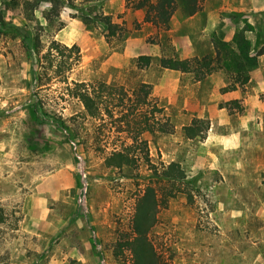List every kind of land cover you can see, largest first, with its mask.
<instances>
[{"label":"rangeland","instance_id":"obj_1","mask_svg":"<svg viewBox=\"0 0 264 264\" xmlns=\"http://www.w3.org/2000/svg\"><path fill=\"white\" fill-rule=\"evenodd\" d=\"M6 1L0 0V8ZM64 1L57 17H48L53 4L43 0L32 20L21 5L8 9L7 28L0 30V264H131V253L119 245L132 236L136 205L149 184L158 194L150 239L170 264H264V130L245 138L240 149L219 150L218 163L211 164L207 149L198 153L205 126L189 141L165 109L174 129L144 135L150 155L159 168L161 162H180L188 178L155 184L142 159L130 168L108 166L106 158L130 142V132L120 131L115 118L86 115L63 81L53 78L38 86L44 74L28 47L34 33L41 38L42 54L53 40L77 44L82 63L70 80H103L131 92L137 81L114 67L128 30L125 14H111L108 5L126 7L140 0ZM255 2L261 11L228 15L233 38L243 34L252 55L264 40V0ZM95 14L110 16L123 32L108 35L96 18L86 23L82 17ZM233 38L227 42L235 48ZM135 65L137 60H130L126 72ZM259 100L258 121L264 123V92ZM233 107L241 105L237 101ZM142 108L147 114L151 110ZM190 151L197 157L192 168Z\"/></svg>","mask_w":264,"mask_h":264},{"label":"trees","instance_id":"obj_2","mask_svg":"<svg viewBox=\"0 0 264 264\" xmlns=\"http://www.w3.org/2000/svg\"><path fill=\"white\" fill-rule=\"evenodd\" d=\"M40 0H8L0 8V30L6 29L5 14L8 9L21 5L26 17L34 18L35 9ZM53 4L48 17H57L64 0H43ZM84 2L104 3L106 0H83ZM62 3V4H61ZM183 4L188 15H194L201 9L200 0H140L136 4L129 5L134 9H147L145 21L158 28L169 29L173 13L179 4ZM70 4V2L68 3ZM86 23L96 18L109 31L108 35L122 33L119 24L112 22L108 15L95 14L94 16H82ZM233 48L230 42L217 36L213 37L216 51L214 58L206 56L193 58L181 62L183 72L192 73L196 80H204L214 71L225 68L232 80V84L226 88L236 89L237 84L245 85L249 82V71L258 65V59L264 55V40L261 41L255 54H251L250 45L241 33H236ZM42 41L38 33H34L29 50L38 58V67L42 77H38V86L48 81L58 79L67 85L72 97L77 98L85 109V114L95 119L104 117L115 118L120 131L130 132L128 141L123 142L120 150L113 151L107 158L106 164L116 168L136 166V162L143 160L152 171L155 184L184 182L188 178L185 168L180 162L172 161L168 164L160 163V168L155 164L150 155L149 139L145 134L152 136L159 133H171L174 126L171 117L164 113L165 108L159 104L157 98L150 97L146 93V84L137 82L130 92L123 85L112 84L103 80L76 81L70 80V74L82 63L81 48L77 44L71 46L53 40L46 53L42 54ZM151 57L141 56L137 58V65L145 67L150 65ZM164 68L175 69L177 61L174 58L162 60ZM232 65V66H231ZM51 72L48 76L47 72ZM127 101L131 105H127ZM142 107H149V113H145ZM35 119H40V114L35 109L31 111ZM201 125L209 128V122L203 119H195L190 126L184 127L191 137L200 136ZM133 131V132H132ZM138 152L139 154H136ZM191 197V193H187ZM158 194L156 186L147 185L145 192L140 196L133 218V233L127 240L119 245L120 249L126 248L132 257L131 264H170L150 239V233L157 222Z\"/></svg>","mask_w":264,"mask_h":264},{"label":"crops","instance_id":"obj_3","mask_svg":"<svg viewBox=\"0 0 264 264\" xmlns=\"http://www.w3.org/2000/svg\"><path fill=\"white\" fill-rule=\"evenodd\" d=\"M255 1L200 0L201 9L194 15H188L178 6L167 30L145 21L146 8L115 7L113 1L108 5L111 14H125L128 27L116 50L115 71L121 70L124 76L145 83L146 93L163 103L173 117L176 129L180 127L187 140L193 141L199 136L191 137L184 127L192 125L195 119L208 121V133L198 153H205L203 150L207 149L206 153L212 157L211 164L218 163L219 150L240 149L245 145V138L249 141L258 136L260 129L264 130L263 121H258L262 109L259 93L264 92V55L249 71V82L229 90L226 88L232 80L225 68L214 71L204 80H196L192 73L182 71L181 62L206 56L214 58L213 37L230 41L234 35L235 27L228 15L261 11L263 8ZM151 36L157 37L155 43L147 42ZM141 56L151 57L150 65H135L127 73L130 60L136 61ZM164 58H174L177 67L164 68ZM237 101L240 108L233 107ZM196 161V153L190 151L188 167H194Z\"/></svg>","mask_w":264,"mask_h":264}]
</instances>
